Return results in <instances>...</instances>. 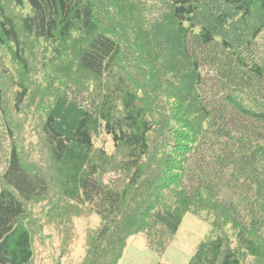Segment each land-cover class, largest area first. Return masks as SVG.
Wrapping results in <instances>:
<instances>
[{
  "label": "trees",
  "instance_id": "16d2710c",
  "mask_svg": "<svg viewBox=\"0 0 264 264\" xmlns=\"http://www.w3.org/2000/svg\"><path fill=\"white\" fill-rule=\"evenodd\" d=\"M211 1L0 0V264L93 215L80 264L162 255L189 212L213 221L188 264H264V0H217L239 46L196 22Z\"/></svg>",
  "mask_w": 264,
  "mask_h": 264
},
{
  "label": "rangeland",
  "instance_id": "374dc122",
  "mask_svg": "<svg viewBox=\"0 0 264 264\" xmlns=\"http://www.w3.org/2000/svg\"><path fill=\"white\" fill-rule=\"evenodd\" d=\"M228 11L230 10L226 8L225 4H220L217 0L211 1L206 7H203L202 12H200L199 16L196 18V22L199 25L212 28L217 20L221 19L222 22L225 21V28L221 21L218 22V25L220 24L218 30L219 33H221V36H232L235 40L236 46L243 45L246 43L248 29L243 30L241 23L227 25L226 16ZM258 14L259 11L256 10V17ZM255 20L250 22V26H255ZM133 25L132 17L128 18V24H126L128 31L136 33V28H133ZM120 30L122 31L123 29ZM256 47L260 59L264 61V31L259 35ZM211 50L212 48H209L208 52H211ZM202 69L207 71L208 66L203 65ZM69 97H72L73 101L80 103V92H76L75 95L71 93V96ZM60 115L63 116L60 122L61 125H70L71 120H73L71 118L73 116L71 111L68 110L62 112ZM35 117H31V121L28 123L29 132H25V134L29 133L32 135L33 132H36L37 121ZM101 135L99 136V139H101L100 137L103 139L104 135ZM34 138V141L37 142L38 137L35 136ZM27 143L30 144L31 141H28ZM37 211L38 214L36 216L40 217L42 208ZM212 221L213 216H208L206 213H203L201 216H196V214L192 212L187 213L179 230L169 241V244L162 255L156 254L150 247H148L147 239L143 234L133 235L127 240L123 257L118 261V264H158L160 262L167 264H188L198 243L210 234ZM74 222L76 223L75 230H77V236L79 237L73 246L72 252L66 255L64 253L60 254L59 249H63L65 253L66 251L63 247H60L59 236L56 235L54 231H51L49 232L51 235L47 234L48 236H46V240H44V238L42 239L43 249L38 251L34 264H80L84 260L86 255L83 245L84 231L87 227H97L100 223V219L99 216L93 215L89 219L76 218Z\"/></svg>",
  "mask_w": 264,
  "mask_h": 264
}]
</instances>
